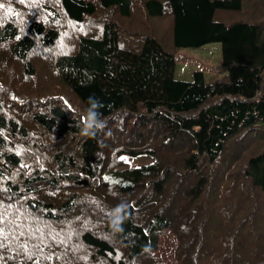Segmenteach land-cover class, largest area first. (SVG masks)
Masks as SVG:
<instances>
[{
  "label": "trees",
  "instance_id": "1",
  "mask_svg": "<svg viewBox=\"0 0 264 264\" xmlns=\"http://www.w3.org/2000/svg\"><path fill=\"white\" fill-rule=\"evenodd\" d=\"M170 260L264 264V0H0V264Z\"/></svg>",
  "mask_w": 264,
  "mask_h": 264
},
{
  "label": "rangeland",
  "instance_id": "2",
  "mask_svg": "<svg viewBox=\"0 0 264 264\" xmlns=\"http://www.w3.org/2000/svg\"><path fill=\"white\" fill-rule=\"evenodd\" d=\"M142 8L137 9V12L135 11L133 15V27L136 28L137 24L143 26L150 34L156 35L166 48L170 49L172 30L171 16H167L163 19H149L146 17ZM249 8L250 4L246 7V10L248 11ZM224 19L227 21L231 19L236 20L238 16L226 15ZM221 59L222 45L220 43H211L200 48H182L177 55L174 76L178 80L191 82L194 81L195 72H202L205 80L209 81L217 75L214 68L219 65ZM47 86L52 87L53 84H47ZM53 94H59V92H53ZM73 108L76 109V105H73ZM85 119L87 120L88 117L85 116ZM248 137L240 146L242 150L248 148L247 151H249L255 147V144H252L253 140L250 142ZM120 161L124 163V167L121 168V170H123L125 168L142 167L152 164L154 159L149 156L131 157L123 155ZM170 262L171 264H177L172 260H170Z\"/></svg>",
  "mask_w": 264,
  "mask_h": 264
}]
</instances>
